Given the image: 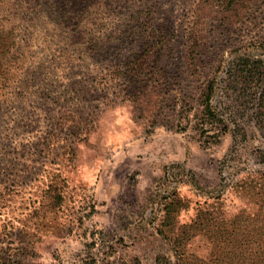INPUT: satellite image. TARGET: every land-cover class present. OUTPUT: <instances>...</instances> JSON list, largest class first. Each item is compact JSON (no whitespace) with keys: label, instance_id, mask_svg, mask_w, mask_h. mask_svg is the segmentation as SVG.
I'll use <instances>...</instances> for the list:
<instances>
[{"label":"rangeland","instance_id":"obj_1","mask_svg":"<svg viewBox=\"0 0 264 264\" xmlns=\"http://www.w3.org/2000/svg\"><path fill=\"white\" fill-rule=\"evenodd\" d=\"M228 2L103 0L68 31L33 15L1 37L0 259L174 264L157 233L166 197L188 202L180 223L209 195L249 206L238 190L264 171V0ZM211 83L226 130L202 113ZM52 183L60 208H47ZM190 249L204 255L205 239Z\"/></svg>","mask_w":264,"mask_h":264},{"label":"trees","instance_id":"obj_2","mask_svg":"<svg viewBox=\"0 0 264 264\" xmlns=\"http://www.w3.org/2000/svg\"><path fill=\"white\" fill-rule=\"evenodd\" d=\"M212 1V0H211ZM253 0H229L228 6L243 9ZM213 4V2H209ZM89 4L88 8L103 4V0H0V40L2 36L13 39L16 31L24 24H29L30 16H45L57 30H70L78 14L88 9L82 7ZM196 13V18L199 20ZM57 25V26H56ZM94 26L93 24H90ZM198 22L192 27L188 42L189 52L193 62L197 60L200 45L198 40ZM9 32V33H8ZM89 33L93 41H98L100 32L90 29ZM195 55V56H194ZM134 71L142 70L135 68ZM249 64L243 63L244 72ZM140 69V70H139ZM216 88L211 83L204 92L201 106L203 115L212 122L224 124L225 121L217 113V104L214 103ZM259 102L264 107V92L259 94ZM217 123V122H216ZM261 164L264 165V154L261 156ZM56 179L61 180L59 175ZM248 181L239 195L249 198V206L241 207L236 213L227 211L226 204L229 198L222 194L208 196L203 205L198 208L194 219L187 223H180L181 213L189 207L188 202L173 192L166 197L163 204L162 217L157 228L159 236L169 242L174 264H264V171L257 174H249ZM58 184V182H57ZM56 184L49 185L46 197L47 208H60L63 196L58 193ZM224 186V184H223ZM33 237V236H32ZM203 238L206 241L207 252L199 255L191 248L192 241ZM25 250L33 246V238L26 236L20 240ZM10 258L8 261L0 259V264H25L23 259Z\"/></svg>","mask_w":264,"mask_h":264}]
</instances>
